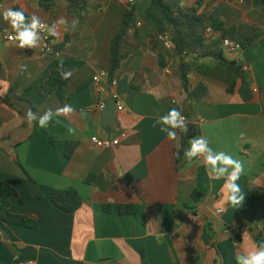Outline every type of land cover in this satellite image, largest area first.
<instances>
[{
  "label": "crops",
  "instance_id": "0c3cea01",
  "mask_svg": "<svg viewBox=\"0 0 264 264\" xmlns=\"http://www.w3.org/2000/svg\"><path fill=\"white\" fill-rule=\"evenodd\" d=\"M134 4L137 36L125 38L122 51L127 57L116 85L109 86L107 78L102 92L94 77L109 72L111 41L127 7ZM0 6V96L12 104L0 100V181L18 192L11 211L40 222L38 229L10 227L0 238V264H236L238 254L258 245L264 230V0L182 1L183 7L222 20L231 32L261 34L251 48L225 54L243 66L250 100L243 99L239 75L216 64L206 77L189 76L191 90L199 82L208 88L200 103L183 93L178 68L166 73L177 59L170 58L165 68L160 65L164 51L157 35L169 22L152 0H88L85 23L75 27L65 0L51 10L41 0H4ZM8 8L35 14L49 27L64 17L68 23L57 26L59 35L48 33L55 46H63L62 56L41 53L42 35L37 48L20 49L8 41L5 37L14 34L2 16ZM184 60L211 62L192 56ZM61 62L73 73L66 100L42 98L37 87L50 71H59ZM115 96L124 109L117 110L110 126L96 107ZM66 104L75 111L67 117L54 115L47 128L38 120L27 121L29 109L40 117ZM172 108L189 120L186 133L175 130V140L157 123ZM189 125L195 129L189 132ZM123 134L121 144L111 149L92 142L94 136ZM182 134L187 139L184 152L192 138L203 136L214 151L243 162L245 171L237 181L245 195L241 206L224 202V179H210L202 160L188 161L183 155L184 165L177 170ZM68 143L77 144L71 158ZM35 185L43 199L31 198ZM67 188H75L83 199L75 212H64L51 201L53 190ZM195 192L201 194L197 201ZM127 206L133 214H121L120 208Z\"/></svg>",
  "mask_w": 264,
  "mask_h": 264
},
{
  "label": "trees",
  "instance_id": "16d2710c",
  "mask_svg": "<svg viewBox=\"0 0 264 264\" xmlns=\"http://www.w3.org/2000/svg\"><path fill=\"white\" fill-rule=\"evenodd\" d=\"M3 1L4 0H0V4L3 3ZM58 1L60 0H41V5L46 10H51ZM65 1L68 2V15L74 16L76 20L79 21L78 24L83 25L88 14V0ZM182 1L183 0H152V2L161 7L165 13L169 22L166 31H169L172 34L173 42L176 46V49L172 54L165 51L163 47L161 48L164 51L163 54H160L161 67L165 68L170 58L179 60L180 63L176 73L181 82V89L189 99L196 103H200L207 98L209 94L208 88L204 82H199L198 85L191 90L189 87V76L197 74L206 77L216 64H221L225 68L239 75L241 79L240 92L243 95V99L245 101L250 100L251 93L248 96L245 95V92L249 87L246 77L244 76L243 66L235 60L227 59L218 44L209 41L206 29L208 26H211L214 32L220 34L223 38H230L239 42L243 50L251 48L261 34L259 32H231L226 28L225 23L222 20L214 18L210 13L199 14L196 7H183ZM136 21V6L135 4L129 5L122 17L120 29L111 41V56L108 72L109 86L112 85L117 72L121 69L122 63L127 57V54L122 51L125 38L129 34L137 36V31L133 32ZM62 48L63 46H56V49L61 52ZM185 53L191 55L194 60L210 59L211 62L196 63L185 61ZM68 82L69 79L65 80L61 78L60 71L53 70L47 74L46 79L37 87V92L45 99L57 96L61 101H65L67 98L66 86ZM237 85V82L233 83L228 88V92L233 93ZM0 100L12 107L9 99H3L0 96ZM76 146V143H68L66 152L67 158L72 157ZM186 146L187 139L182 134L181 148L177 152V170H180L184 165L183 155ZM93 178L94 176L89 177L87 182H91ZM17 196L18 192L13 186L0 181V230L4 234H8L9 229L12 226L29 229H38L40 226L38 220L25 215L14 214L11 211V199ZM30 196L32 199H43V195L37 185L32 188ZM200 196V193L195 192L194 200H199ZM51 201L57 208L68 213L77 211L83 204V199L75 188L53 190ZM110 209V206H105L106 211H109ZM120 212L121 214H133L134 211L132 206H127L121 207ZM263 232H261L258 237V244L264 241ZM204 238L209 244L211 237L205 233ZM143 264H147L145 260H143Z\"/></svg>",
  "mask_w": 264,
  "mask_h": 264
},
{
  "label": "clouds",
  "instance_id": "9594fccd",
  "mask_svg": "<svg viewBox=\"0 0 264 264\" xmlns=\"http://www.w3.org/2000/svg\"><path fill=\"white\" fill-rule=\"evenodd\" d=\"M3 19L7 21L14 31V36L9 37L10 40L17 42V47L37 48L41 42V32L47 29L52 36L59 35L57 26L67 25L68 21L64 17H60L50 27L45 25L39 16L33 14L30 17L25 15L22 9L8 8L2 13ZM79 23L78 20L72 21V26L75 27ZM26 65H21V70H26ZM59 71L62 79H69L73 75L70 70L63 69V63L59 66ZM75 109L71 105H64L57 108L55 112L48 109L40 117L28 110L26 118L29 124L37 121L41 128H47L52 117L55 116H69ZM59 122V121H57ZM157 123L161 125L160 131L166 133L168 139H176V129L187 132V124L185 117L176 108H172L166 114L159 117ZM155 127V125H153ZM69 134H74L75 129L69 127ZM184 157L188 161L196 158H202L203 165L208 172L210 179H224L222 191L224 193V202L231 204L233 207L241 206L245 200L240 185L237 181L241 175L244 174V164L241 160L234 158L232 155L224 151H214L209 141L203 137H194L190 141V147L184 152ZM223 211V209H221ZM29 264H34L30 261ZM236 264H264V241L256 245L252 250L238 254L236 256Z\"/></svg>",
  "mask_w": 264,
  "mask_h": 264
},
{
  "label": "built area",
  "instance_id": "2783aa9c",
  "mask_svg": "<svg viewBox=\"0 0 264 264\" xmlns=\"http://www.w3.org/2000/svg\"><path fill=\"white\" fill-rule=\"evenodd\" d=\"M134 0H130V3H133ZM1 7V6H0ZM140 25V24H139ZM207 38L210 42L218 44V46L223 50L224 54L228 56L238 55L242 52V46L239 42L234 41L230 38H223L220 34L215 33L211 26H208L206 29ZM15 34H9L5 38L10 42H16L14 39L10 40L9 37L14 36ZM41 35L44 37L41 47V53L45 56H52L55 58H60L62 56V52L56 49L55 43L48 37V31L45 29L41 32ZM157 41L160 45L164 48L165 51L169 53H173L176 49V46L173 42V36L169 31H164L157 35ZM187 56H191L188 54H184V58ZM175 61V59H172ZM179 61V60H178ZM180 63V61H179ZM179 63H174L172 61L171 65L167 67L166 73L171 74L175 69L178 68ZM108 78V73L101 72L94 77V82L99 85V88L102 92H104V84L103 81ZM112 85H116V81L114 80ZM114 99L117 102V110L122 111L124 109L123 104L120 101H117V97L115 96ZM176 103V101H174ZM105 109V102H101L97 105L96 110L103 112ZM185 117V116H184ZM186 124L188 125L189 120L185 117ZM125 137V134L116 137H100L94 136L92 138V142L99 148L102 149H111L113 147H117L121 144L122 138ZM198 160H202V158H197ZM221 212V211H220ZM263 232V229L261 230ZM5 234L0 230V238L4 239ZM36 264V263H34ZM105 264H112V263H105Z\"/></svg>",
  "mask_w": 264,
  "mask_h": 264
},
{
  "label": "water",
  "instance_id": "95a60500",
  "mask_svg": "<svg viewBox=\"0 0 264 264\" xmlns=\"http://www.w3.org/2000/svg\"><path fill=\"white\" fill-rule=\"evenodd\" d=\"M116 105L117 102L115 100L106 101L105 109L103 111V120L105 124L112 126L116 123V118H117ZM194 129H195L194 125H189V132Z\"/></svg>",
  "mask_w": 264,
  "mask_h": 264
}]
</instances>
